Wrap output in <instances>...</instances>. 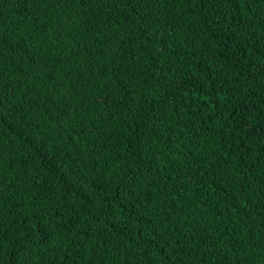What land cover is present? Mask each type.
<instances>
[{
	"label": "trees",
	"instance_id": "trees-1",
	"mask_svg": "<svg viewBox=\"0 0 264 264\" xmlns=\"http://www.w3.org/2000/svg\"><path fill=\"white\" fill-rule=\"evenodd\" d=\"M0 264H264V0H0Z\"/></svg>",
	"mask_w": 264,
	"mask_h": 264
},
{
	"label": "snow or ice",
	"instance_id": "snow-or-ice-1",
	"mask_svg": "<svg viewBox=\"0 0 264 264\" xmlns=\"http://www.w3.org/2000/svg\"><path fill=\"white\" fill-rule=\"evenodd\" d=\"M249 2V0H221L222 4H226L229 7H236L239 8L242 4L246 5Z\"/></svg>",
	"mask_w": 264,
	"mask_h": 264
}]
</instances>
